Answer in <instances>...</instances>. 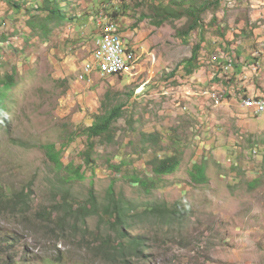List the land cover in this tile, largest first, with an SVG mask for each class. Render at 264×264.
Listing matches in <instances>:
<instances>
[{"label":"rangeland","instance_id":"1","mask_svg":"<svg viewBox=\"0 0 264 264\" xmlns=\"http://www.w3.org/2000/svg\"><path fill=\"white\" fill-rule=\"evenodd\" d=\"M26 1L19 9L0 0V77L13 75L17 83L6 96L9 133L0 129V179L16 194L33 190L35 203L25 224L10 204L15 209L8 208L0 246L2 237L17 236L23 250L18 246L10 254L22 253L28 264H38L48 252L68 264H122L104 249L113 235L111 220L103 228L94 225L101 220L96 214L85 220L84 231L95 240L77 255L65 243H53L49 223L39 221L38 202L49 205L71 193L50 185L54 163L41 145L55 144L65 167L84 165L85 178L72 187L81 204L90 197L92 205L103 207L114 183L129 202H167L185 210L187 221L170 233L138 217L135 233H147L151 241L143 253L128 254V264H264V116L242 107L244 80L253 85L251 92L264 90V0H198L208 10L201 15L203 28L189 36L187 17L169 16L160 24L165 9H174L173 0H59L66 18L58 24L52 18L46 29L39 23L48 12L33 10ZM37 3L44 7L46 0ZM102 18L117 21L136 49L129 74H140L110 78L94 68L84 75L94 39L107 28L98 24ZM231 50L234 70L226 73L217 59L230 58ZM195 52L200 66L187 74ZM246 63L258 65L250 79L238 75ZM216 77L232 89L218 108L204 91H212ZM117 104H124V116L115 124L114 142L100 140L91 147L88 128L106 106ZM149 132L158 138L155 146L145 142ZM87 148L97 151L93 167L84 164ZM165 157L181 159L182 165L159 179L153 164ZM200 163L207 167L206 183L191 174ZM135 176L155 179L151 194L133 185ZM92 182L97 194L90 196Z\"/></svg>","mask_w":264,"mask_h":264},{"label":"clouds","instance_id":"2","mask_svg":"<svg viewBox=\"0 0 264 264\" xmlns=\"http://www.w3.org/2000/svg\"><path fill=\"white\" fill-rule=\"evenodd\" d=\"M57 1L59 2V5L61 6V8L64 11V8L60 4V1L59 0H57ZM37 2H38V0H30L29 1L30 5H32V9L38 10V11L39 10L46 11L45 8L40 9L41 6ZM49 3L51 4L52 2H49ZM46 12H48V13L45 15V17L49 14V11H46ZM112 17H114V13H113ZM105 19L106 18L98 19V24L101 25V29H102V26H104L105 24L115 23L117 26L118 33H120L124 38L125 34L123 32L122 33L119 32V27H118L117 21H105ZM62 20L63 19L58 20L57 22L55 21V23L58 24ZM101 29L99 32H101ZM47 33H45V34H47ZM100 34L101 33H98L94 39V42H93L94 48L96 47L95 41L100 36ZM126 45L129 49H133L136 52V49L134 47H131L127 43V41H126ZM232 52H233V50H231V53ZM235 52L232 53L233 55H231L230 58H225L224 56L219 55V58L217 59V62L220 65H222L220 67L223 68L224 71H226V73L234 70V67H233V69H231V68H232V66H234V60L236 58ZM255 54L257 55V52ZM91 57L93 58V54ZM243 59L246 60L245 57ZM250 59H253V56H251ZM221 60H223V62H221ZM245 60H243V63H245ZM85 63H87V60L85 61ZM257 70H258V65H256V64L251 65V64L246 63V64L241 66V70H240V73L238 75H242V78L250 79V77H252L254 75V72H256ZM140 71L141 70H138L137 72H135L133 74L110 75V76H106V77H110V78H113V77L119 78V77H123V76L130 77V76H135V75L140 74ZM82 72H84V70ZM217 74L223 75L224 73H221V71L217 70ZM233 75H234V72L231 76H233ZM117 76H119V77H117ZM226 76L227 75H225V78H226ZM231 76L229 78L232 80ZM222 80H224V78L219 79L216 77V78H213V80L211 79V87L210 88L212 89V91H210L209 89L204 90L205 95H207L209 98L210 97L212 98V101H213L212 106L214 108H218L219 106L224 104L226 101H224L223 98H227L226 96L228 94V91H232V89L230 87H222ZM246 82H250V81L244 80L243 83L246 85ZM229 83H232V81ZM232 85L235 86L233 83H232ZM16 86H17L16 81L14 84H10L9 80L5 79V76L0 77V129L5 127V134L9 133L8 127L11 125L10 119H12L11 108H10L9 103L7 102L6 96H7L8 92L13 90ZM244 92H245V95L242 97L243 104H245V100H247V99L260 98V95H263V98H264V90L258 94V93H253V92L249 91L248 88L246 87ZM119 105L120 104H117V105L112 106V107L106 106L105 112L103 114L97 116V119L95 120V122L91 126H93L96 122H98L102 116H105V115L111 113L113 111V109L115 107H118ZM242 107L245 110L252 112L254 114V116H260V115L264 116V111L263 112H257L255 107H249V106L246 107L244 105H242ZM122 114L124 116V113H122ZM216 120L220 121V119H216ZM116 123H114L113 130L111 132V134L113 136V142H114V137H115L114 129H115ZM7 124H8V127H7ZM100 140H101L100 138H94L95 144H98V142ZM101 141L105 142V143H109L105 139H103ZM151 142L152 143L150 145L155 146L156 143H153V141H151ZM19 143H22V146L28 147L27 144H25L24 142H19ZM87 143L90 144V139L88 137V134H87ZM0 144H1V141H0ZM46 145L47 144H42L41 147H43L45 149V151L49 152L47 150ZM57 150H58V148H57ZM87 151H89L88 148L83 152L84 164L89 166V167H93L96 163L97 151L93 150L92 159H86V152ZM166 158H169V159H172L175 161L173 166L168 165L167 169L163 170L162 172H158L157 169H160V167H158V166L161 164L162 160L166 159ZM163 159H156L154 164H153V175L155 177H158L159 179H161L160 177L163 175L165 176V175L175 173L179 169V167L182 165V160L175 158V157H165ZM76 169L79 170V172L82 174V176L79 180L84 179L85 178L84 165H79L76 167ZM53 173H54V175H53L51 183H50L51 187H55L58 189H70L71 193L69 195H66L65 197H58V198L54 199L49 205L44 204L42 202H38L37 211L40 207H42L44 205L49 207V209L51 211H54L52 217L48 216L45 218H40L38 216L39 221H43L45 219L49 223V225H50L49 237L53 241V243H55V244L65 243L68 246V252L72 255H77L81 252L82 246L92 245L94 240H95L94 235L93 234L88 235L84 231V228H83V224H84L85 220L90 217V216L86 215L85 211L90 209L89 206H93V205H91V203H90V197L88 198V203H86L84 201L81 204L79 199L76 197V195L72 194V187L74 186V183L77 181H74L72 179V183H70V184L65 183L64 182L65 171L63 172L62 175H58L56 172V169H54V164H53ZM191 174H193V178L195 180H201L205 183L209 181V178L207 175V167L204 163L195 164ZM153 180H155V179L149 178V177L144 178L141 176H135L133 179V185H135V186L141 185L142 187H144L147 190L148 194H151L154 188L150 187L149 185ZM69 182H71V181H69ZM26 189L27 188H24L23 190L25 191V193L31 195V202H32V208H33V205L35 203V201L32 197L33 190L26 191ZM89 191H90V196L97 194L94 182H92ZM108 194L111 195L110 201L107 204H104L103 207H102V205H103L102 203L99 205V206H101L100 210L102 213L98 214V216L101 217V220H100V222H97L96 224L94 222V225L97 226L98 228H103V224H105V222L107 223L108 219H104V221H105L104 222L102 219V216H103L102 214H106L105 208H108L114 216L113 219H111V221L114 222L116 220L119 223L118 227H120L122 230H124L128 234L126 237H124L120 234V232L117 229H112L111 227H109V230L113 232V235L110 239V243H111L112 248L122 247L123 245L127 244V242L129 241V239L131 237H143L146 240L145 250L149 249V245H150V241H151L149 234H147V233H135L136 229H138V227L140 226L136 221L138 217H143V220L145 222H152L154 224H157L161 229H167L168 233L172 232L175 228L182 226L188 219L186 216L185 210L180 206V204L175 206L176 209H172L171 206L167 202L147 201V202H143L142 204H139V203L135 202L134 200H131L129 202V201L124 199L123 194H118L116 192L114 183H112L109 186ZM228 197L232 200V198L230 196H228ZM7 213H8V207L2 201V203H0V219L2 221H4L5 224L0 223V232L3 231V229L7 225ZM17 221L20 222L21 224H25L27 221V218L24 219L20 215L17 218ZM24 242H26V240ZM2 246L4 248H1V250H0V264H17L18 260L24 256L20 252L16 253L13 256L10 254L12 251H14L15 246H20L21 250H23V245L19 244V243L16 244V243H14L13 240H10V239L7 240V237H3L2 241H1V247ZM48 261H51L54 264L58 263V260L55 257V255H53L51 252H48L40 259L38 264H48ZM117 261H119V260H117Z\"/></svg>","mask_w":264,"mask_h":264},{"label":"trees","instance_id":"3","mask_svg":"<svg viewBox=\"0 0 264 264\" xmlns=\"http://www.w3.org/2000/svg\"><path fill=\"white\" fill-rule=\"evenodd\" d=\"M25 2V3H24ZM26 0H9V4L13 8H19L21 9L23 6L27 5ZM49 2H52L51 4ZM174 2V9L172 8H166L164 12L167 14L164 15V18L160 20V24L168 20L169 16H173L175 20L181 19L182 17H187L188 19V27L185 30L186 36L191 35L192 30H196L199 28H203V22L201 21V15L202 13L206 12L208 10V6L205 1L199 2L198 0H173ZM23 3V6L21 7ZM189 3L187 7H185V4ZM46 11H49V14L42 18V21L39 23L42 29H46L48 26V22L52 21V18H56V22L61 19H65L66 16L64 14L63 9L59 5V2L57 0H46V5L44 7H40V9H44ZM17 9V10H19ZM117 12H114V16H117ZM4 19V17H3ZM199 58L197 52L193 54V56L188 60L186 65L187 74H192V72L199 68ZM5 79L9 80L10 84L15 83V79L13 75H5ZM124 104H120L118 107H115L113 111L105 116H102L98 122H96L93 126L88 128V137L90 139V145L91 147H94L95 141L94 138H100L101 140L105 139L107 142L111 143L113 142V136L111 134L113 130V125L116 123L121 117H123L124 111H123ZM145 142L149 143L150 141H153V143H156L155 141L158 139L156 134H150L145 133L144 135ZM47 155L50 157V159L54 163V169H56V172L58 175H62L65 171L64 175V182L67 184L72 183V179L74 181H78L82 174L79 172V170L76 169L74 165H67L66 167L63 165V162L61 160V151L57 150V147L55 144H48L46 145ZM89 151L86 152V159H92V148H88ZM174 160L166 158L163 159L161 164L158 166L160 169H157L158 172H162L163 170L168 168V165L173 166ZM71 181V182H69ZM67 192H70V189L66 190ZM69 194V193H68ZM2 201L7 205L9 209L14 210L15 207L10 206L11 203H14L16 205L17 210L21 213V216L26 219L28 212L32 208V202H31V195L25 193V191H21L20 193L16 194L13 189L7 187L6 184L3 183V181L0 179V203ZM91 203V202H90ZM92 205V203H91ZM101 206L93 205L90 209L86 210L85 213L88 216H91L93 214H100L102 213L100 210ZM106 214H102V219H113V214L108 208H105ZM54 211H51L49 207L42 206L38 209L37 215L40 218L45 217H52ZM111 224L112 229H117L120 234L124 237H126L128 234L122 230L120 227H118L119 223L115 220L114 222H109ZM7 229V228H6ZM3 238V237H2ZM8 240V239H7ZM10 240H13L14 243L18 244L19 239L17 236H13L10 238ZM184 244V243H182ZM104 249L107 253H109V256H111L115 261L120 260L122 261V264H128L131 263L130 260H128V254H140L143 250H145L146 247V240L143 237H131L127 244L123 245L119 248H112L111 244L108 240L103 244ZM18 248V246H15ZM1 250V246H0ZM147 257V256H146ZM58 263L57 264H68V261L64 259L63 257L57 258ZM28 264V262L25 259L20 258L18 260L17 264ZM48 264H54L51 261H48Z\"/></svg>","mask_w":264,"mask_h":264},{"label":"built area","instance_id":"4","mask_svg":"<svg viewBox=\"0 0 264 264\" xmlns=\"http://www.w3.org/2000/svg\"><path fill=\"white\" fill-rule=\"evenodd\" d=\"M95 44L92 61L86 63L84 75L90 69V72L94 73V68H101V71H106L109 75H124L132 72L128 64L136 58V52L127 47L115 23L107 24V31L100 34ZM245 105L255 107L257 112L264 111V102L259 104L247 102Z\"/></svg>","mask_w":264,"mask_h":264},{"label":"bare ground","instance_id":"5","mask_svg":"<svg viewBox=\"0 0 264 264\" xmlns=\"http://www.w3.org/2000/svg\"><path fill=\"white\" fill-rule=\"evenodd\" d=\"M105 31H107V28H106ZM105 31H104V32H105ZM104 32H102L101 34H103ZM135 62H136V58H134V60H133L130 64H128V68H129L130 70L133 69ZM250 63H251V62H250ZM99 69L101 70V68H99ZM103 72L106 73V71H103ZM16 84H17V83H16ZM247 102H249V103H251V104H259V103H263V102H264V98H263V95H260V98H251V99H247V100H245V104H246ZM242 104H243V101H242ZM245 104H243V105L246 106V107H248V106L245 105ZM141 253H143V251H142Z\"/></svg>","mask_w":264,"mask_h":264},{"label":"crops","instance_id":"6","mask_svg":"<svg viewBox=\"0 0 264 264\" xmlns=\"http://www.w3.org/2000/svg\"><path fill=\"white\" fill-rule=\"evenodd\" d=\"M252 86L253 85H251L250 82H246V87L248 88L249 91H253L254 90Z\"/></svg>","mask_w":264,"mask_h":264}]
</instances>
